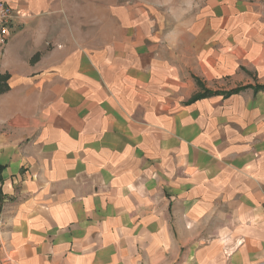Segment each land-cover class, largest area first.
<instances>
[{
    "label": "crops",
    "instance_id": "0c3cea01",
    "mask_svg": "<svg viewBox=\"0 0 264 264\" xmlns=\"http://www.w3.org/2000/svg\"><path fill=\"white\" fill-rule=\"evenodd\" d=\"M171 2L0 0V264H264V0Z\"/></svg>",
    "mask_w": 264,
    "mask_h": 264
},
{
    "label": "rangeland",
    "instance_id": "374dc122",
    "mask_svg": "<svg viewBox=\"0 0 264 264\" xmlns=\"http://www.w3.org/2000/svg\"><path fill=\"white\" fill-rule=\"evenodd\" d=\"M172 0H65L66 5L73 9V18L75 23H80L81 26L86 25L89 17H91L93 12H102L105 8L111 6H117L119 4H144L146 6L158 5L164 7H174L171 2ZM160 7V8H164ZM167 16L170 12L165 13ZM98 15V14H97ZM77 17V18H76ZM89 34H82V36H88Z\"/></svg>",
    "mask_w": 264,
    "mask_h": 264
},
{
    "label": "built area",
    "instance_id": "2783aa9c",
    "mask_svg": "<svg viewBox=\"0 0 264 264\" xmlns=\"http://www.w3.org/2000/svg\"><path fill=\"white\" fill-rule=\"evenodd\" d=\"M14 11L6 4L0 3V46L7 43V38L12 28Z\"/></svg>",
    "mask_w": 264,
    "mask_h": 264
},
{
    "label": "trees",
    "instance_id": "16d2710c",
    "mask_svg": "<svg viewBox=\"0 0 264 264\" xmlns=\"http://www.w3.org/2000/svg\"><path fill=\"white\" fill-rule=\"evenodd\" d=\"M8 80H9V76L8 75H0V94L6 92L8 90V85L6 84ZM246 88L236 89V90L231 91L230 93H228L226 95H232L234 93H239L240 91L245 90ZM255 89L256 90H261V89H264V86L256 87ZM194 99H196V98H194Z\"/></svg>",
    "mask_w": 264,
    "mask_h": 264
}]
</instances>
